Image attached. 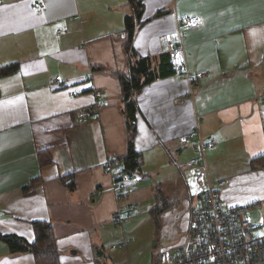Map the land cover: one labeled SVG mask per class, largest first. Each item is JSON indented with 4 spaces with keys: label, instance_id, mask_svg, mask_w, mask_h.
<instances>
[{
    "label": "crops",
    "instance_id": "obj_1",
    "mask_svg": "<svg viewBox=\"0 0 264 264\" xmlns=\"http://www.w3.org/2000/svg\"><path fill=\"white\" fill-rule=\"evenodd\" d=\"M134 11L130 0H0V236L33 242L34 223L50 222L56 264H158L161 249L184 245L200 200L187 163L200 136L216 143L207 157L213 180L228 182L226 204L258 202L254 218L264 219V0H144L133 37L142 57L171 52L177 15L201 16L185 39L197 84L192 96L176 71L137 95L144 179L120 199L104 164L129 152L120 76ZM127 203L138 210L118 225ZM0 264L38 261L0 238Z\"/></svg>",
    "mask_w": 264,
    "mask_h": 264
},
{
    "label": "built area",
    "instance_id": "obj_2",
    "mask_svg": "<svg viewBox=\"0 0 264 264\" xmlns=\"http://www.w3.org/2000/svg\"><path fill=\"white\" fill-rule=\"evenodd\" d=\"M32 8L43 11L44 3H34ZM178 42L170 53V63L177 72H184L190 81V93L194 96L197 78L188 67L185 39L187 29H199L203 26L201 16L197 14L176 16ZM123 37L126 33L121 34ZM62 80L57 77V82ZM101 95V92L98 91ZM264 97V93H263ZM264 100V98H263ZM107 100L100 99L98 109L106 105ZM88 114L82 115V121ZM199 116L197 120L199 121ZM200 133L199 125L196 128ZM195 132L185 134L181 141L189 143ZM216 145L215 141L205 140L202 136L197 143V155L188 160V172L194 177L200 191V200L192 210L190 238L175 249L163 248L159 251L158 264H264V233L256 234L264 225V219L255 220L253 210L259 208L258 202L238 206H228L221 196L228 187L226 180L214 181L208 163L207 151ZM105 170L114 175V189L118 198H124L137 188L144 179L138 170H127L123 158L111 155L104 164ZM100 190L97 195L100 196ZM139 204L120 205L114 215V222L123 225L138 210ZM127 245L124 240L122 246Z\"/></svg>",
    "mask_w": 264,
    "mask_h": 264
},
{
    "label": "trees",
    "instance_id": "obj_3",
    "mask_svg": "<svg viewBox=\"0 0 264 264\" xmlns=\"http://www.w3.org/2000/svg\"><path fill=\"white\" fill-rule=\"evenodd\" d=\"M135 8V15H128L126 25L128 29L127 47L131 55V64L127 74H122L120 80L123 88V101L130 129L129 152L122 157L127 170H137L140 165V155L134 147L136 132L137 95L143 88L162 77L176 73L170 63V53L160 55L140 56L133 46V37L143 13L144 0H130ZM264 163V156L259 158ZM36 239L33 242L26 241L16 235L0 236L6 240L13 251H34L38 264H56L58 252L54 245L53 226L47 221L34 223Z\"/></svg>",
    "mask_w": 264,
    "mask_h": 264
},
{
    "label": "rangeland",
    "instance_id": "obj_4",
    "mask_svg": "<svg viewBox=\"0 0 264 264\" xmlns=\"http://www.w3.org/2000/svg\"><path fill=\"white\" fill-rule=\"evenodd\" d=\"M255 233L260 234V233H264V231L262 230V228H260L259 230H256Z\"/></svg>",
    "mask_w": 264,
    "mask_h": 264
},
{
    "label": "water",
    "instance_id": "obj_5",
    "mask_svg": "<svg viewBox=\"0 0 264 264\" xmlns=\"http://www.w3.org/2000/svg\"><path fill=\"white\" fill-rule=\"evenodd\" d=\"M155 244H156V242H155Z\"/></svg>",
    "mask_w": 264,
    "mask_h": 264
}]
</instances>
